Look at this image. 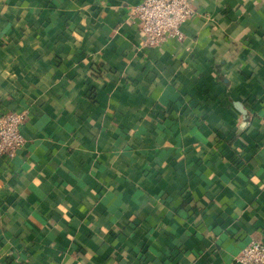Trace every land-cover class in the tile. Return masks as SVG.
<instances>
[{
    "label": "crops",
    "instance_id": "0c3cea01",
    "mask_svg": "<svg viewBox=\"0 0 264 264\" xmlns=\"http://www.w3.org/2000/svg\"><path fill=\"white\" fill-rule=\"evenodd\" d=\"M0 0V264H237L264 244V0Z\"/></svg>",
    "mask_w": 264,
    "mask_h": 264
},
{
    "label": "built area",
    "instance_id": "2783aa9c",
    "mask_svg": "<svg viewBox=\"0 0 264 264\" xmlns=\"http://www.w3.org/2000/svg\"><path fill=\"white\" fill-rule=\"evenodd\" d=\"M194 13L191 0H143L130 7L127 18L135 23L144 38V45L152 47L169 38L183 39L180 26ZM21 112L0 113V156L13 158L24 145ZM237 264H264V244L251 241L236 257Z\"/></svg>",
    "mask_w": 264,
    "mask_h": 264
}]
</instances>
